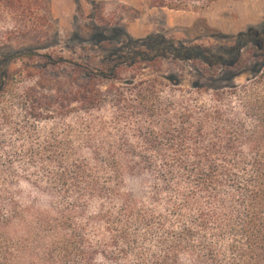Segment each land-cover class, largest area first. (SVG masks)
<instances>
[{
	"label": "trees",
	"instance_id": "obj_1",
	"mask_svg": "<svg viewBox=\"0 0 264 264\" xmlns=\"http://www.w3.org/2000/svg\"><path fill=\"white\" fill-rule=\"evenodd\" d=\"M153 1L195 11L217 0ZM244 49L264 56V29L248 27L216 51L171 43L146 61L198 60L215 70L239 66ZM255 83L224 92L222 132L208 128L218 112L195 114L186 103L168 129L148 126L132 141L88 139L87 157L60 159L55 171L43 167V203L22 202L0 171V264H264V91ZM104 98L82 91L79 101L89 111ZM5 157L10 165L13 156ZM27 158L34 162L35 153ZM126 176L148 189L124 190ZM86 199L97 206L90 211Z\"/></svg>",
	"mask_w": 264,
	"mask_h": 264
},
{
	"label": "rangeland",
	"instance_id": "obj_2",
	"mask_svg": "<svg viewBox=\"0 0 264 264\" xmlns=\"http://www.w3.org/2000/svg\"><path fill=\"white\" fill-rule=\"evenodd\" d=\"M248 27L264 29V0H217L195 11L153 0H0V171L7 185L22 202L43 203L37 192L45 184L43 167L55 171L60 159L87 157L88 139L132 141L145 127L168 129L186 103L195 114L218 112L208 128L222 132L224 92L254 81L264 91V56L244 49L239 66L215 70L198 60L146 58L171 43L220 50ZM115 65V76L107 77ZM82 91L104 101L88 111L79 101ZM150 104L156 109L144 107ZM141 107L165 111L164 118L145 117ZM7 155L10 165L3 162ZM139 181L126 176L124 190H147ZM84 203L90 211L97 206Z\"/></svg>",
	"mask_w": 264,
	"mask_h": 264
}]
</instances>
